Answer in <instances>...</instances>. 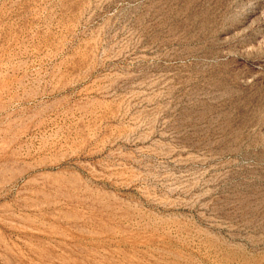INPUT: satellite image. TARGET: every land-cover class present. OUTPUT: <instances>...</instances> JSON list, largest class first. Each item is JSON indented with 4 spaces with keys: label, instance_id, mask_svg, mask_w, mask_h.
<instances>
[{
    "label": "rangeland",
    "instance_id": "rangeland-1",
    "mask_svg": "<svg viewBox=\"0 0 264 264\" xmlns=\"http://www.w3.org/2000/svg\"><path fill=\"white\" fill-rule=\"evenodd\" d=\"M0 264H264V0H0Z\"/></svg>",
    "mask_w": 264,
    "mask_h": 264
}]
</instances>
